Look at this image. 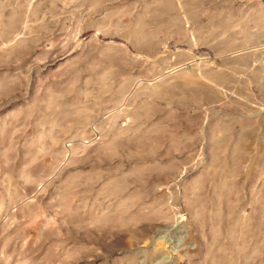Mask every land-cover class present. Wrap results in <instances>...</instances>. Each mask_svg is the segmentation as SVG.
<instances>
[{"label": "rangeland", "instance_id": "374dc122", "mask_svg": "<svg viewBox=\"0 0 264 264\" xmlns=\"http://www.w3.org/2000/svg\"><path fill=\"white\" fill-rule=\"evenodd\" d=\"M0 264H264V0H0Z\"/></svg>", "mask_w": 264, "mask_h": 264}]
</instances>
